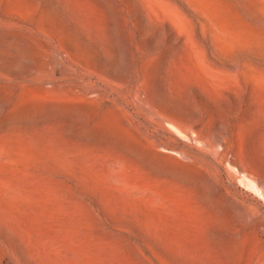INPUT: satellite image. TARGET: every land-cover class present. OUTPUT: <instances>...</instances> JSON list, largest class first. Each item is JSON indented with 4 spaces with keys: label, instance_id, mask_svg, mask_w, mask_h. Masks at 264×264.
<instances>
[{
    "label": "rangeland",
    "instance_id": "374dc122",
    "mask_svg": "<svg viewBox=\"0 0 264 264\" xmlns=\"http://www.w3.org/2000/svg\"><path fill=\"white\" fill-rule=\"evenodd\" d=\"M0 264H264V0H0Z\"/></svg>",
    "mask_w": 264,
    "mask_h": 264
}]
</instances>
